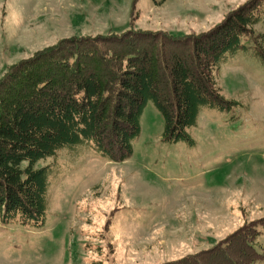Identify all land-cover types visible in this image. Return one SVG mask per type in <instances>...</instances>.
Wrapping results in <instances>:
<instances>
[{
    "label": "rangeland",
    "instance_id": "rangeland-1",
    "mask_svg": "<svg viewBox=\"0 0 264 264\" xmlns=\"http://www.w3.org/2000/svg\"><path fill=\"white\" fill-rule=\"evenodd\" d=\"M246 1L0 0V78L63 39L198 34ZM262 9L255 34H264ZM241 44L213 72L219 93L235 104L203 108L187 129L193 144L165 142L162 117L148 101L127 159L83 148L38 160L34 168L51 169L45 224L0 220V264H160L264 218V64L252 38ZM259 44L264 50V39ZM259 230L256 248L264 251Z\"/></svg>",
    "mask_w": 264,
    "mask_h": 264
},
{
    "label": "trees",
    "instance_id": "trees-1",
    "mask_svg": "<svg viewBox=\"0 0 264 264\" xmlns=\"http://www.w3.org/2000/svg\"><path fill=\"white\" fill-rule=\"evenodd\" d=\"M264 0H248L209 30L183 36L163 31L63 39L10 66L0 78V220L45 224L50 166L34 164L62 149H89L121 162L132 153L140 117L151 101L168 143L193 144L187 129L203 108L227 111L235 102L219 93L214 69L255 34ZM25 163V164H24ZM264 218L245 223L213 247L160 264H255Z\"/></svg>",
    "mask_w": 264,
    "mask_h": 264
}]
</instances>
